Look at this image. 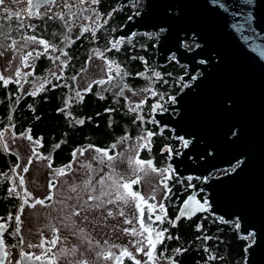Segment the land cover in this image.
I'll use <instances>...</instances> for the list:
<instances>
[{"label":"trees","instance_id":"16d2710c","mask_svg":"<svg viewBox=\"0 0 264 264\" xmlns=\"http://www.w3.org/2000/svg\"><path fill=\"white\" fill-rule=\"evenodd\" d=\"M117 2L118 0H98L93 4L91 0L83 9L65 7L61 13L63 16L68 14L72 23H75V16H84L89 20L77 34L72 32L73 28L63 24L64 18L60 19L57 15L36 20L31 26H21V16L20 19L15 16L9 19L0 12V40L34 33L33 36L38 40L43 39L56 49L53 51L49 48L46 53L45 49L29 50L27 55H32L28 56L27 61L24 60L22 67L26 65V69L20 72V79L21 82L31 84L38 80V84L25 93L19 89L21 82H16L19 81L17 74L9 76L0 69V76L10 78L7 85L0 80V133H3L0 137V220L4 221L9 215L17 216L26 197L24 189L21 196L7 190L12 176L19 182L21 179L15 172L18 156L8 148L4 134H23L33 143L35 155L47 156L52 168L67 165L73 150L87 144L107 149L111 154L114 151L111 146L117 136L126 132L135 135L148 129L147 116L155 99H160L162 105H167L169 97L182 87L183 66L177 65L172 59L164 65L155 66L156 39L148 38L150 34L131 35L130 38L121 39L117 48L112 47L111 33L137 10L136 5L122 7ZM85 28L88 31H84ZM65 30L71 34L69 43L64 47L61 36L64 32L65 37ZM93 49H97L107 62H115L111 71L113 78L109 81L108 73L101 79L106 81L104 84L94 82L91 89L85 91L89 87L81 88L76 77L85 67ZM37 53L41 55L37 56ZM56 57L59 59H55ZM116 65H119L121 75H117ZM139 73L143 75H138ZM155 73H159V76ZM126 84L132 89H142L151 84L162 96L147 95L142 101L131 100L124 92L123 95L118 94ZM33 92L36 94L32 95ZM108 106H122L123 109L114 108L111 113L103 112ZM133 108L137 110L130 111ZM110 114L114 115L112 124H108ZM137 116L142 119H137ZM81 120L84 122L78 123ZM153 127L156 128L154 125ZM169 135V131L158 137L154 135L152 152L143 147L141 155L145 158L156 155ZM173 146H177L176 141ZM157 164L159 163L155 159V165L158 166ZM174 179L175 176H172L168 180V192L163 198L169 203L171 217L176 206L179 207L191 193L178 192L179 185L175 184ZM137 187L138 185H134L133 190ZM203 193H197L198 199H201ZM166 227L169 235H164L162 242L156 245L158 251H163L166 255V264H172V261L175 264H242L245 247L251 240L238 233L234 221L224 222L207 212L181 218L174 227L168 221ZM14 240L8 232L5 233V242ZM176 249L182 251L176 253ZM125 263L134 264L131 259Z\"/></svg>","mask_w":264,"mask_h":264},{"label":"water","instance_id":"95a60500","mask_svg":"<svg viewBox=\"0 0 264 264\" xmlns=\"http://www.w3.org/2000/svg\"><path fill=\"white\" fill-rule=\"evenodd\" d=\"M135 1L141 7L111 33V42L152 31L155 66L171 58L185 66L174 101L154 113L159 126L182 136L181 150L168 158L172 173L196 179L173 221L201 212L234 221L238 233L251 239L242 264H264V0H118L117 5ZM32 3L40 8L47 2ZM218 170L223 171L211 174ZM199 188L204 202L196 197ZM190 196L204 207L185 205ZM0 225L4 242L7 226ZM0 249L3 264L6 245ZM22 252L18 264L53 263L51 257L36 260Z\"/></svg>","mask_w":264,"mask_h":264},{"label":"rangeland","instance_id":"374dc122","mask_svg":"<svg viewBox=\"0 0 264 264\" xmlns=\"http://www.w3.org/2000/svg\"><path fill=\"white\" fill-rule=\"evenodd\" d=\"M71 1L79 7H86L91 2V0H86L83 4H80L79 0ZM135 5L138 10L142 3L140 1H135ZM63 18V24L73 28L72 32H74V34L79 33L83 25L89 21L84 16H75V23H72V19H70L68 14H65ZM22 24L24 25L23 22ZM65 31V37L64 32L62 36L60 35L62 40H64V43H62L64 47L69 43L71 34L69 31ZM33 34L34 33L28 36L23 34L11 39L6 38L0 40V69L4 74L14 76L16 74L15 69L16 72L17 69H19V72L25 70L26 65L24 67H22V65L25 62L24 57L28 56L27 53L29 50H44L43 45L28 40V37L33 36ZM133 35L134 34H132V36ZM130 36L127 38H130ZM147 37L155 39L153 33H150ZM121 39L122 38H118L117 41ZM183 44L187 48H192L193 46L191 41H185ZM96 50L97 49H93L91 51V55L87 59L85 67L76 77V81L81 88L89 87L109 73V62H107L102 54L98 53ZM172 60L174 59L172 58ZM177 65L180 66L181 64ZM184 72L185 71H183V74ZM173 77L176 78V76ZM16 78L21 82L20 75H16ZM187 82L190 83V80ZM37 84L38 80L34 81L32 84L29 82H21L19 89L22 93H25L34 89ZM123 92L129 99L135 101H142L147 95L162 96L160 92L155 91L151 87V84H148L147 87L142 89L125 87L123 88ZM171 98L172 95L169 97L168 104L172 102ZM171 112L174 113V111ZM4 135L8 148L13 150L18 156V167H15V172L19 179L23 178V186L16 178L11 179L13 181V188H11V191L21 196V191L24 189L26 196L18 214L20 216L19 222L16 221V216L10 217V215L7 216L3 222L2 219L0 220V223L9 224L6 232L15 239L14 242H5L6 252L8 253L5 264L19 260L20 250L29 253L33 251L39 254L47 248L56 251L58 254L61 249H72L75 247L78 249L74 257L75 259H84L95 264H98V259L103 257V255L98 256L97 253L106 254L111 252L114 254L115 252L120 253L123 249H127L131 252L136 260L142 261L146 258L142 252H136L137 242L142 243L145 250H147V233L143 232L137 223L135 217L137 212L135 204H125L123 201L117 200L114 188L111 189L112 195L110 197L106 196L101 198L104 201L112 199L114 203H105L102 208L85 209L80 211L78 216H73V208L69 207V205H77L76 210L79 211L78 202L76 200L77 193H79L83 199H87V195L92 191L91 188L88 190V193L82 191L84 189V181L86 180H91V183L95 185V195H99L101 186L98 182L101 178L105 180L106 185H111L113 180L123 178L124 181H128L136 179L137 176L140 177V180L137 184L138 187L136 191H139L145 198L154 194L155 199H149L148 202L155 205L160 204L165 194L168 192V189L161 183V173L153 172L150 169L140 172L134 171L137 167L135 164L137 153H139L140 159L149 160L148 158L150 155H148L147 158L143 157L140 152L141 148L138 147V145L147 141L139 139L140 137H146L147 133L144 132L143 135L139 134L137 137L120 135L119 139L113 143L116 147L113 153H111V156L115 159L111 162V165L107 157L103 156L102 152L96 151V147L85 145L73 150L75 156L72 154V158L67 165L54 168L49 166V159L47 156L35 155L33 143L23 134L20 136H12L10 134ZM117 154H122V156H118ZM101 158L105 161L103 164L100 163ZM129 158L132 159L131 164L129 163ZM29 159H31V163H29ZM94 164H99L100 166L89 167ZM157 165L159 166V164ZM25 166L28 167L27 172L24 171ZM158 166L155 165L154 167L157 169H168L162 164L159 168ZM60 169H63V174L57 171ZM111 173L114 175L113 177L110 176ZM168 173L169 170L164 172L163 175L167 176ZM215 173L216 172H212L211 174L214 175ZM109 177H111V179H109ZM50 184L53 186L50 187ZM73 185L78 186L76 193L70 191V187ZM104 190L109 191V188L105 187ZM204 195L205 193L200 197L202 202L205 201ZM49 196L51 199H46V197ZM68 196H72V199H67ZM36 200H43L44 203H36ZM25 201H27V203H25ZM93 203H99V201H89V204ZM109 211L112 212L111 216L108 215ZM121 211H123L124 215L120 214ZM155 211H158L157 208ZM126 217L131 223H125L126 220L124 221V219ZM86 220H89L92 224L88 226L82 223ZM66 224H72V229H66L64 227ZM17 227L19 228V233L17 238L18 242L16 243V236L13 235V233L16 232ZM133 228L137 230L135 236L131 234V229ZM162 228L163 226L157 223L156 230H162ZM73 229L76 234H72ZM81 229L82 231H80ZM124 229H129V231L125 232ZM57 237H59L57 243L55 245L51 244L50 241ZM21 239L24 241L22 244L19 243ZM42 241L44 243L41 246ZM87 241H91V250H89ZM29 244L35 245L36 247H29ZM159 252V264H166L167 259L164 257L166 255H164L163 251ZM81 253H83V255H81ZM95 254L98 256V259L95 258ZM70 258L72 259L73 257ZM62 259L65 258L58 257V263L62 264Z\"/></svg>","mask_w":264,"mask_h":264},{"label":"snow or ice","instance_id":"6c2138e0","mask_svg":"<svg viewBox=\"0 0 264 264\" xmlns=\"http://www.w3.org/2000/svg\"><path fill=\"white\" fill-rule=\"evenodd\" d=\"M12 2L14 4H18L20 3V0H12ZM46 2L48 4H53L56 3V0H46ZM85 2V0H79L80 4H83ZM98 0H92V3L95 4L97 3ZM0 6H4L2 8H0V11H2L9 19H11L13 16H15L17 19H20V14L19 13H15L13 12L11 9H9L7 6H5V0H0ZM29 11H28V15H40L39 12H33L32 9L33 8H39V4H33L32 0H29ZM65 7L71 8L72 5L67 3V0H65ZM50 11V9H49ZM57 16H59L60 19H63V14L62 13H57ZM21 26H23V24H21ZM97 27H99V25H97ZM84 31H88V29H84ZM29 41L32 42H38L39 44L44 46L45 49V53L47 52V50L49 48H52L53 51H55V46L54 45H50L47 41L40 39L37 41V37L35 36H31L28 37ZM120 42L117 41L115 43L112 44L113 48H117L118 44ZM32 54L29 53L28 56H31ZM37 56L41 55V53H37ZM66 55V53H65ZM28 56L24 57V60L27 61L28 60ZM55 59H59V57H56ZM115 62H109V77L108 80L110 81L113 77L111 76V71H112V65ZM116 73L117 75H121L120 73V68L119 65H116ZM18 76L20 75L19 69H17V73ZM27 75V74H26ZM126 75V73H125ZM138 75H143V73H139ZM155 75L159 76V73H155ZM9 79L10 78H4L3 76H0V80H3L4 85H7L9 83ZM73 79H75V77H73ZM17 83H19V81H16ZM106 81L105 80H100V81H96L95 83H100V84H104ZM42 85H41V89H42ZM124 87H127V85H125ZM91 89V85L89 86V89H86L85 91H88ZM36 93L33 92L32 95H35ZM119 95H123V88H121L120 92L118 93ZM79 96V93L77 94ZM174 101V98H171ZM143 103V102H141ZM139 107V105H137V108ZM154 108L158 107V105H154ZM137 109L133 108L130 109V111H136ZM137 119H142V117L137 116ZM84 121H78V123H83ZM3 133H0V137H2ZM153 135L152 132H148L146 137H140L139 139L141 140H147L148 137H151ZM29 139H31V137L29 136ZM124 139V138H121ZM185 143H187L185 141ZM6 147V145H5ZM89 147H93L92 145H89ZM112 148H115L116 145L113 144L111 146ZM138 147H147V144H140L138 145ZM97 152H102L104 157H107V160L109 162V164L111 165V162L115 159L113 156L109 155L108 151L105 149H96ZM73 155L75 156V152L73 153ZM118 156H122V154H117ZM105 161L103 158L100 159V163L103 164ZM29 163H31V159H29ZM129 163H132V159L129 158ZM135 164L137 165L136 169L134 171L136 172H140V171H145L146 169H150L153 172H160L161 173V183L164 184L165 188H167V183L166 181L169 179L168 176H164L163 173L168 171V169H157L153 166V162L152 160H142L139 158V153H137V158L135 159ZM51 166V165H49ZM18 167V165H17ZM70 167V166H68ZM24 171L27 172L28 171V167L25 166ZM60 174H63V169L57 170ZM109 179H111V177H109ZM140 177L137 176L136 179H132V180H128V181H124L123 178H120L118 180H113L111 185H106L105 184V180L103 178H101V180L98 182L101 186L100 188V194L99 195H95V185H93L91 183V180H86L84 181V189L82 190L85 193H88V190L91 188V193L87 195V199H83V197L77 193L76 195V200L78 202V206H79V211L76 210L77 205H69V207L73 208V216H78L80 214V211H83L85 209H92V208H102L104 207L105 203L107 204H112L114 203V201L112 199H108L107 201L102 200V197H110L112 195V191L111 189H115V195H116V199L123 201L125 204H129V203H134L136 209L139 211L140 216H139V224H140V228L143 230V232L147 233V238H146V243H147V250H145L144 246L142 243L137 242V246H136V252L137 253H143L144 256L147 258L146 261L141 262L140 260H136L135 257L133 256V254L131 252H129L127 249H123L121 250V252L119 253V255H114L111 252H108L106 254H102V253H97L98 256L103 255V259L104 260H110V259H115L117 264H121V258L122 257H127L129 259H131L134 264H148V262H152V264H156V256H155V251H156V245L161 243L163 238H164V233L167 231V229H163V230H156L153 228V215H154V211L155 209L158 207L161 212L164 211V205L163 203H160L158 205L155 204H150L148 203V200H154L155 199V195L153 194L152 196L145 198L139 191L133 190V186L137 185L139 183ZM21 184H23V178H21ZM50 187H52L53 185H49ZM108 187L109 191H105L104 188ZM77 185H73L70 187V191L76 193L77 192ZM11 191V190H10ZM155 191V190H154ZM30 195V194H29ZM167 195V193H166ZM46 199H51V197H46ZM67 199L71 200L72 196H68ZM89 201H99V203H93V204H89ZM25 203H27V201H25ZM36 203L39 204H43L44 201L43 200H36ZM190 204H194L196 209L199 210L201 208H203L204 206L201 205L199 203V201H195V198L190 196L188 197V200L185 201V205H190ZM146 205V209L143 207ZM121 215H124L123 211H121L120 213ZM191 214V212L189 213ZM108 215L111 216L112 212L109 211ZM166 216V213H165ZM86 218V217H85ZM16 221H20V216L17 215L15 217ZM155 221H160L161 223L164 222V217H162L161 215H155ZM125 223H131V221L126 220ZM171 223L173 224V226H175V221H171ZM0 227H3L2 225H0ZM64 227L66 229H72V224H66L64 225ZM82 231V229L80 230ZM125 232H128L129 229H124ZM19 233V228L17 227L16 232L13 233V235H17ZM72 234H76L75 230H72ZM131 234L132 235H136L137 234V230L135 228L131 229ZM170 238V237H169ZM59 239V237L53 239L52 241H50L51 244L55 245L57 243V240ZM3 240L0 239V245H3ZM19 243H24L23 239H21L19 241ZM43 241L41 242V246L43 245ZM88 243V247L89 250H91V241H87ZM29 247H36L35 245H28ZM2 250V249H0ZM78 249L77 248H72V249H61L60 252L57 254L58 257L60 258H65L67 261V264H90V261L84 260V259H80L77 260L75 259V254L77 253ZM176 253L181 252V249H176L175 250ZM5 256L8 255V253H4ZM22 255H29V254H24L22 252ZM81 255H83V253H81ZM69 257H73L72 259H67ZM34 259L36 260H41L42 256H35ZM169 260H171V258H169ZM172 264H175V261H172Z\"/></svg>","mask_w":264,"mask_h":264},{"label":"flooded vegetation","instance_id":"af4514ba","mask_svg":"<svg viewBox=\"0 0 264 264\" xmlns=\"http://www.w3.org/2000/svg\"><path fill=\"white\" fill-rule=\"evenodd\" d=\"M123 6H125V5H123ZM122 6V7H123ZM183 68H184V66H183ZM154 102V103H153ZM152 102V104L150 105V109H149V116H147V118H148V122L146 123L147 124V126H148V129L147 130H142V131H140L138 134H135V135H130L128 132H126L125 134H123V135H127V136H129V137H137V135H143V133L145 132V133H148L149 131L150 132H152L153 133V135L151 136V137H148L147 138V141L146 142H144V143H142V144H147V147H146V149H148V150H150L151 152H152V146H153V142H154V140H153V136L154 135H156V137H158L159 135H164V134H166L167 133V131H169L170 132V135H169V138L167 139V141L166 142H164L163 144H162V146H161V148H160V150H159V152L155 155V154H153L152 156H149V160H152V162H153V166H155V159H156V161H158V163H159V166H158V168L160 167V165L162 164V165H165L167 168H168V170H169V173H168V177H169V179L172 177V176H175L174 174H172V172H171V167H169V164H168V158H169V156H170V154H178L179 153V151L181 150V148H182V143H183V140H182V136L181 135H179V136H172V134H171V130L167 127V126H165V125H162V126H159L158 125V122L155 120V118H154V113H159V112H162L163 110H164V106L165 105H162V100H160V99H155L154 101ZM157 102H159L160 103V105H158V107H156L155 109H154V105H156V103ZM114 108L115 109H119V108H122L123 109V107L122 106H108V107H106V108H104V110H103V112H109V113H111V112H113V110H114ZM124 114V113H123ZM126 115H127V113H125ZM113 117H114V115L113 114H110L109 116H108V118L110 119V120H108V124H112V119H113ZM153 125L156 127V128H154L153 127ZM120 136V135H119ZM119 136H117V139L116 140H118L119 139ZM175 141L177 142V146L176 147H174L173 145H174V143H175ZM87 145H91V144H87ZM93 147H96V148H99V147H97L96 145H92ZM141 148V147H140ZM99 149H102V148H99ZM142 151H143V148H141L140 149V152L142 153ZM109 155H112V154H109ZM164 158H166V159H164ZM95 167V166H100L99 164H94V165H90L89 167ZM220 171V172H219ZM222 171L223 170H218V171H214V172H216L214 175H217V174H220V173H222ZM110 176L111 177H113L114 175L111 173L110 174ZM168 179V180H169ZM168 180L166 181V183H167V185H168ZM174 181H175V184H177V185H179V188L177 189L178 190V192H184V191H186V194L187 193H189V192H191V186H192V183L193 182H195L196 181V179L195 178H193L192 176H186V177H183V178H179V177H177V176H175V179H174ZM187 183L186 185H185V183ZM167 189H168V186H167ZM186 194L184 195V197L186 196ZM198 195V194H197ZM199 196V195H198ZM183 197V198H184ZM182 198V199H183ZM149 203V202H148ZM160 203H163V205H164V211L163 212H161V210L157 207V212L156 211H154V215H153V221H154V228L155 229H157V223H158V225H159V223L163 226V228H162V230L163 229H167V227H166V223L169 221V222H171V221H173L174 220V217H175V214H176V211H177V209H178V205L176 206L177 208H176V210H175V212H174V214H173V216L171 217V215H170V211L168 210V208H169V203L168 202H165L164 200L162 201V202H160ZM143 207H146V205L145 206H143ZM135 209H136V207H135ZM137 210V209H136ZM165 213H166V216H165ZM139 215H140V213H139V211L137 210V212H136V214H135V217H136V220H137V223L139 224ZM155 215H161L162 217H164V222L163 223H161L160 221H155ZM125 220H127V217L124 219V221ZM82 223H85V224H87L88 226L89 225H91L92 223L89 221V220H86V221H83ZM172 224V223H171ZM176 225V224H175ZM139 226H140V224H139ZM172 226V225H171ZM174 227V226H173ZM164 235H169V232L168 231H166L165 233H164ZM49 247V246H48ZM21 251V250H20ZM19 251V253H21ZM30 253L32 254V256H42V257H51V259H52V261H53V263L52 264H60V263H58V256H57V253H56V251H52V250H50L49 248H47V249H45L43 252H40L39 254H37L36 252H33V251H30ZM159 254H160V252L158 251V248H157V246H156V251H155V256H156V264H159ZM114 255H119V252H115L114 253ZM95 258H97L98 259V256L95 254ZM67 259H71L70 257L69 258H67ZM144 259H146V258H144ZM143 259V260H144ZM78 260V259H77ZM126 260H127V262H129V258L127 259V258H125V257H122L121 258V264H126L125 262H126ZM7 261V260H6ZM6 261L3 263V264H5L6 263ZM62 264H67V261H66V259H62ZM9 264H18V260L17 261H15V262H8ZM98 264H117V262H116V260L115 259H110V260H104L103 259V257H100L99 259H98V262H97ZM90 264H95V263H90Z\"/></svg>","mask_w":264,"mask_h":264},{"label":"bare ground","instance_id":"6f19581e","mask_svg":"<svg viewBox=\"0 0 264 264\" xmlns=\"http://www.w3.org/2000/svg\"><path fill=\"white\" fill-rule=\"evenodd\" d=\"M68 2V4H71L72 5V7H76V8H79V9H83L84 7H79L77 4H74L71 0H67ZM86 1V0H85ZM56 2H58V5H56V6H52V7H50L49 9H50V11H49V9H47V10H45L44 11V13L42 14V16H40V17H38V18H36L35 20H39V19H45V18H48V17H50V16H54V15H56L57 13H61V12H63V9L65 8V0H56ZM90 4V3H89ZM88 4V5H89ZM45 5V4H44ZM44 5L42 6V7H44ZM5 6H7L9 9H11L13 12H16V13H19L20 14V16H21V18H23V14H25V12H27V9H28V7H29V0H20V3H18V4H14L13 2H12V0H10L9 2H7V3H5ZM1 7V6H0ZM4 7V6H3ZM42 7H40V8H42ZM2 8V7H1ZM1 12V11H0ZM156 32H159V34H161L162 32H163V30H160V29H157V31ZM140 33H143V34H150V33H153L154 34V32H152V31H150V32H147V33H144V32H140ZM155 35V34H154ZM155 39H156V36H155ZM172 59V58H171ZM184 66V65H183ZM185 67V66H184ZM191 189H192V186H191ZM200 191H202V190H200V188H199V191L197 192V193H199ZM202 192H204V191H202ZM197 193H196V197H197ZM205 193V192H204ZM188 196V195H187ZM186 196V197H187ZM185 197V198H186ZM184 198V199H185ZM198 198V197H197ZM183 199V200H184ZM3 222V221H2ZM3 224H6V226H7V228H6V231H7V229H8V227H9V224H7V223H3ZM153 228H154V224H153ZM155 229V228H154ZM6 231L4 232V234H3V238H4V244H5V237H4V235H5V233H6Z\"/></svg>","mask_w":264,"mask_h":264},{"label":"built area","instance_id":"2783aa9c","mask_svg":"<svg viewBox=\"0 0 264 264\" xmlns=\"http://www.w3.org/2000/svg\"><path fill=\"white\" fill-rule=\"evenodd\" d=\"M9 1L10 0H5V3L9 2ZM56 5H58V2L53 3V4L46 3L44 5V7L38 9V12L40 13V15H31V16H29L28 15V9H27V12H25V14H23V18H22L24 25L31 26L32 22L35 21L36 18L42 16V14L44 13L45 10L49 9L52 6H56ZM1 7H3V6H1ZM12 183H13V181L11 180V184L9 186V189L13 188Z\"/></svg>","mask_w":264,"mask_h":264},{"label":"clouds","instance_id":"9594fccd","mask_svg":"<svg viewBox=\"0 0 264 264\" xmlns=\"http://www.w3.org/2000/svg\"><path fill=\"white\" fill-rule=\"evenodd\" d=\"M134 5H135V4H134ZM38 9H39V8H38ZM38 9H37V10H38ZM136 11H137V10H136ZM177 64H178V63H177Z\"/></svg>","mask_w":264,"mask_h":264}]
</instances>
